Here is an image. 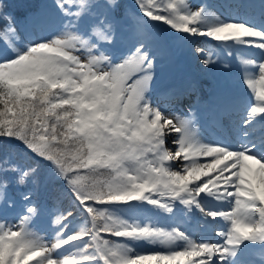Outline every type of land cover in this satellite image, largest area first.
<instances>
[{
    "label": "snow or ice",
    "instance_id": "snow-or-ice-1",
    "mask_svg": "<svg viewBox=\"0 0 264 264\" xmlns=\"http://www.w3.org/2000/svg\"><path fill=\"white\" fill-rule=\"evenodd\" d=\"M120 4L54 0L60 27L55 34L34 36L21 31L7 0H0V138L19 141L24 151L51 165L72 204L53 222L55 238L47 242L30 226L40 208L31 192L23 193L24 211L15 221L0 215V264H237L245 242L264 245V134H251L254 122L264 118V29L222 20L207 4L135 0L147 22L261 53L259 60L244 61L256 69L244 81L254 94L242 121L245 139L235 147L205 143L194 106L180 118L149 98L157 58L145 20L137 19L140 41L134 48L118 61L108 54ZM22 36L23 48L17 46ZM194 52L205 69L216 62L202 46ZM36 171L4 161L5 209L15 203L8 174L23 185ZM203 196L226 207L206 209ZM116 205H150L169 215L182 205L205 221L227 224L215 231L218 240L197 239L176 225L124 219L113 210ZM73 209L83 217L76 228ZM141 242L164 250L142 251Z\"/></svg>",
    "mask_w": 264,
    "mask_h": 264
},
{
    "label": "rangeland",
    "instance_id": "rangeland-1",
    "mask_svg": "<svg viewBox=\"0 0 264 264\" xmlns=\"http://www.w3.org/2000/svg\"><path fill=\"white\" fill-rule=\"evenodd\" d=\"M189 2L193 5V7H200L202 5V3H201L202 1H200V0H189ZM214 2H218L220 4V6L219 7L214 6L213 5ZM134 3H135V0H134ZM210 5H212V7H211L212 12H214L218 17H221L220 19H222V20L236 21V22H240V20H242L241 19V14L240 13H236V12H238V10L235 11V9L233 7L229 8V6H226L225 2L223 0H210ZM230 10H231L232 13H235V16H231V14L229 12ZM47 14L49 16V18L47 19L48 20L47 23L49 25H48L46 30L44 28L45 32L37 33V36L55 34V32L58 30V28L61 25L62 21H60L52 13V11H48ZM228 14L230 16H228ZM242 22H243V20H242ZM31 23H33V22H31ZM157 25L159 26L160 29H162L161 26H164V29H165V27L167 29H170L168 34L173 39L172 41H173L174 45L172 47H176V48L166 47L163 52L157 51L159 57L172 59L173 56H174L175 59L180 58L181 62L182 63L186 62L187 66H192V67L197 66L198 69H200V68L202 70L204 69L206 75H208L209 78L216 79L215 73L214 72H210V70L213 68V66H216L217 58L216 57H212L216 62L214 64L210 65L207 69H205L200 63V57H198L196 55V53L194 52V47L196 45L202 46V47H204L206 49L205 55H207V54L211 55L212 53H209V52H212L216 48H218L219 42H216L214 40H210V39L205 38V37H199V38L188 37L186 35L174 32L167 25H164V24H161V26L159 24H157ZM21 31L23 32L25 30L22 29ZM135 33H136V36H135ZM138 35H139V33H138L137 29H136V31L133 32L132 36L135 37V38H138ZM135 38H131V40L127 43V47L125 48V51H126L125 54H127L128 51L133 48V45L136 46V44L139 42ZM161 38H162V36L160 37V39ZM243 39H247V38H243ZM202 41H203V43H201ZM25 43H26V39L22 36V39L17 42V46L23 48ZM181 48H182V50H181ZM244 48L248 49V50L255 49V48H247V47H244ZM115 50L116 49L107 48L108 54H110V55L114 54L113 55L114 60L118 61L121 58L122 53H119L118 51L115 52ZM153 54L156 55V53H153ZM165 71H166V68L163 69V64H160V61L157 60L156 75H155V78H154L153 83H152L151 91L148 94L149 96H156V94H157L156 92H158V90H157L158 85L162 81V78H160V77H161L162 73H164ZM227 71L230 74V70L227 69ZM254 75H256V70H254L253 72L250 70L247 73L246 78L239 79V80H234V81H228V83L230 85H232L235 90H238L239 94H242V95L243 94H248V93L251 94V90H247V87L245 86L244 81L248 77L254 76ZM255 103H259V102L256 101ZM254 106H255V104H254ZM162 110L165 111V112L174 114V115H176V116H178L180 118H183L180 114H178L180 112H179V110L177 108H170V106H165L164 108H162ZM55 176H56L55 177L56 180L59 183H61L60 185L63 186L62 189L67 191V189H66V187L64 185V182L57 175H55ZM17 187H19V186H17ZM8 195H9V197H11L10 196V190L8 191ZM24 203H25L24 200H23V203H20V201L19 202L15 201L14 206L12 208H10V210H8V209L4 210V211H9L10 219H7L8 221H15L18 218L19 214L23 213V211H24ZM54 212H55L54 213L55 214L54 221H55V219L59 215V211L55 210ZM163 213L164 212L160 211V215H162ZM178 213H180V212L177 209L171 215H169L167 213H164V215H163L164 216V221H165V219L167 217H169L173 221L174 220V215H176ZM122 216L123 215H121V217ZM150 216H151L150 212H147L145 214L143 212L142 215L139 217V222L140 221L149 220ZM0 222H2V221H0ZM53 222H47V223H44V224L40 225V223L36 222L35 219H34L33 221H31L30 226L32 227L33 231L37 232L47 242H51L55 238V227L56 226L54 225ZM141 244L142 245L140 247V250H142V251H152V250H154L153 247H152L151 250H150V248L148 249L147 248V244H143V242H141ZM153 246H156V245H153ZM158 250H161V249H158Z\"/></svg>",
    "mask_w": 264,
    "mask_h": 264
},
{
    "label": "trees",
    "instance_id": "trees-1",
    "mask_svg": "<svg viewBox=\"0 0 264 264\" xmlns=\"http://www.w3.org/2000/svg\"><path fill=\"white\" fill-rule=\"evenodd\" d=\"M7 2L10 5L8 10L16 16L17 22L20 24L27 23L30 16L36 13H40L43 18L42 13L45 12L46 0H7ZM127 18L128 15L125 11L119 12L117 14V24L123 23L121 21H127ZM6 160L20 165L26 170L29 168L37 169L34 174L29 176L27 182L23 185L15 184V173L8 174L12 181L9 190H11L16 197H20L19 193H21V190H24L20 189L19 191L18 188H16L17 186L20 188L31 187L35 194V199L38 201V206H41L43 203H47L51 206L57 205L61 212L72 207L70 197L67 191L62 189L63 186L60 185L61 183L56 180V174L51 165L24 151L19 141L0 138V166H2ZM124 209L127 211H123ZM113 210L116 211L118 215H123L127 218L131 215L130 211L132 210V206L123 208L113 206ZM73 211L77 217L76 222L82 223L83 217L80 216L79 213H76L75 209H73ZM30 264H34V261L30 262Z\"/></svg>",
    "mask_w": 264,
    "mask_h": 264
},
{
    "label": "bare ground",
    "instance_id": "bare-ground-1",
    "mask_svg": "<svg viewBox=\"0 0 264 264\" xmlns=\"http://www.w3.org/2000/svg\"><path fill=\"white\" fill-rule=\"evenodd\" d=\"M231 15L233 16V14H231ZM258 52L260 53V51H259L258 49H256V50L253 52V54H254V55H257ZM260 55H261V53H260ZM176 96H177L176 94H172L171 99H169V98L165 97V95H159V96L156 98V102H155L154 104L162 109V108H164V106H165L167 103H172L173 101H174L175 103H178V102H179V99H176ZM229 108H230V107H229ZM224 110H226V109H224ZM227 113H228L229 115H231V114H234V113H236V112H235V111H232V110L229 109V110L227 111ZM231 116H232V115H231ZM240 117H244V118H246V114H244V115H240ZM255 124H258V122L255 121ZM261 134H264V132H261V133L259 134V136H260ZM252 136L254 137V135H252ZM256 137H257V136H256ZM239 143H241V142H237L236 145H238ZM213 205H214V206H213V209H214V210H221L222 208H225V207H226V205L219 204V203H217L216 201L213 202ZM220 222H222V221H220ZM240 264H247V263L242 262V263H240Z\"/></svg>",
    "mask_w": 264,
    "mask_h": 264
}]
</instances>
